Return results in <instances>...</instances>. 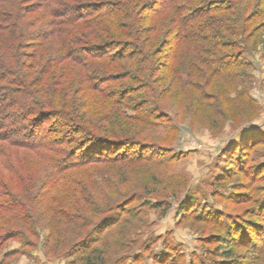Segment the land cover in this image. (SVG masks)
I'll return each instance as SVG.
<instances>
[{"label":"trees","instance_id":"obj_1","mask_svg":"<svg viewBox=\"0 0 264 264\" xmlns=\"http://www.w3.org/2000/svg\"><path fill=\"white\" fill-rule=\"evenodd\" d=\"M3 1L16 8H0V243L36 248L48 228V260L127 264L126 253L96 244L133 201L161 205L142 192L144 179L130 181L132 166L155 154L143 152L144 131L166 122L167 104L212 108V82L242 80L248 64L234 50L256 35L264 0H119L108 9L70 0L47 8L43 24L22 16V0ZM258 228H235L234 245L211 263L236 264L243 247L264 264Z\"/></svg>","mask_w":264,"mask_h":264},{"label":"rangeland","instance_id":"obj_2","mask_svg":"<svg viewBox=\"0 0 264 264\" xmlns=\"http://www.w3.org/2000/svg\"><path fill=\"white\" fill-rule=\"evenodd\" d=\"M68 1L22 0V16L37 17L43 24L47 8L65 6ZM118 1L81 2H108V9L109 3L114 7ZM13 7L0 0V8ZM252 27L258 28L256 35L242 41L243 50H234L248 64L241 75L244 81L217 78L207 90L213 109L198 107L191 100L177 102L173 108L167 104L166 122L144 131L143 152L155 154L142 168L132 166L130 181L144 179L142 192L161 205L153 208L145 198L130 203L122 225H102L99 250L109 255L124 252L127 264H200L201 260L212 264L234 245L235 228H243L242 233L258 228L264 213V20L253 21ZM32 28L31 32L37 27ZM114 84L121 87L122 83ZM126 219L132 222L131 228L123 225ZM260 226L259 233H264V225ZM49 231H41L36 248L23 247L17 238L0 243V264H64L63 259L48 260L45 255L43 244ZM257 252L236 248L235 263L251 264ZM83 253L79 249L77 254Z\"/></svg>","mask_w":264,"mask_h":264}]
</instances>
